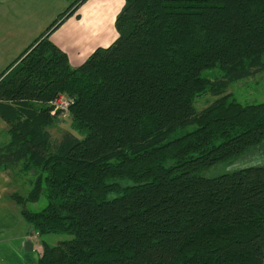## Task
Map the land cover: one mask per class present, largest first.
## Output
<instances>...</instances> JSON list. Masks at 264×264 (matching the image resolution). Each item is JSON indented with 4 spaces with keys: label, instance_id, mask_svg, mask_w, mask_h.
I'll list each match as a JSON object with an SVG mask.
<instances>
[{
    "label": "trees",
    "instance_id": "trees-1",
    "mask_svg": "<svg viewBox=\"0 0 264 264\" xmlns=\"http://www.w3.org/2000/svg\"><path fill=\"white\" fill-rule=\"evenodd\" d=\"M84 1L0 73V169L30 177L9 198L39 239L36 264H264V167L200 174L264 141V103L227 93L264 71V0H124L116 39L72 67L49 36ZM60 94L65 119L51 112Z\"/></svg>",
    "mask_w": 264,
    "mask_h": 264
},
{
    "label": "crops",
    "instance_id": "crops-1",
    "mask_svg": "<svg viewBox=\"0 0 264 264\" xmlns=\"http://www.w3.org/2000/svg\"><path fill=\"white\" fill-rule=\"evenodd\" d=\"M31 1L34 4L45 2L50 7L53 3L56 5L44 20L24 27L21 20L18 21L12 17V6L29 4L30 0H0V73L46 28L45 24L54 19L56 13L65 6L64 0ZM95 3L97 5L105 4L111 10L115 9L116 16L124 4V0H95ZM79 9H81V6L73 16L68 18L49 36V40L66 53L72 67L81 65L97 47H107L116 39L110 40L107 35L100 33L97 19L93 20L97 27L92 25V27L84 29L80 22L81 18H75V15L79 13ZM31 17L32 15H30ZM16 26H21V28L16 29L18 28ZM7 129V122L0 116V146L8 140ZM29 178L18 177L17 181H14L8 173L0 169V243H4L2 241H13L8 247L14 256L12 260L0 259V264H29V256L26 255L27 252L24 250V242L29 240L31 229L22 219L19 206L9 198V195L16 192L18 187L28 184ZM31 252L32 263L36 264L37 259L33 256L35 252L33 250ZM39 254L38 252L37 258Z\"/></svg>",
    "mask_w": 264,
    "mask_h": 264
},
{
    "label": "rangeland",
    "instance_id": "rangeland-1",
    "mask_svg": "<svg viewBox=\"0 0 264 264\" xmlns=\"http://www.w3.org/2000/svg\"><path fill=\"white\" fill-rule=\"evenodd\" d=\"M64 1L65 6L62 7V10L56 13V16L61 13L65 9V7H67V5H69L73 0ZM55 5L56 4L53 3V5L50 7L45 2L34 4L30 0L29 4L25 3L21 5L17 4L12 6V17L16 18L18 21L21 20V22L24 23V27H27V25L29 24L33 25L41 20H44L46 18V15L49 14V12L55 7ZM115 13V9H108L107 5L105 6V4L97 5L95 3V0H85L81 5V9H79V13L75 15V18H81L80 22L84 26V29H87L90 26L92 27V25L93 27H97L98 24L101 31L100 33H103V35H107L110 40H113L114 38H116V36H118L117 30L115 28V19L118 13L116 14V16ZM30 15H32L31 18ZM67 19H65V21ZM94 19H97V24L93 22ZM52 20L47 22V24H45V27H47ZM16 27H18L16 29L21 28V26ZM203 74L209 77H213L215 74H217V72L215 70H207ZM227 93H229L233 99L242 104L264 103V71L256 73L253 76L230 83L227 87ZM214 99L215 97L211 95L195 98L193 102L195 110L200 111L204 109ZM66 124H68V121L57 120V122L51 128H49V132L53 140H56L60 137L61 132L65 128ZM193 128L194 126H190L185 129L179 130L178 132L174 133L171 138L177 137L187 131H191ZM256 165L264 167V141L256 145L250 146L242 154L232 159L218 162L212 166L202 169V171H200V174L205 177L211 178L223 173L232 172L241 168ZM29 188L30 186L28 184H24L22 187H18L17 191L21 195H25L28 192ZM45 205L46 198L42 195L37 202L27 203L26 208L31 211H39ZM42 238L48 244L54 245L60 240L70 239L71 236L69 234H48L43 236ZM29 240H31L33 243V251L35 252L33 256H35V258L37 259V253H41L42 251L39 240L34 235H31L29 237ZM2 242L4 243H0V259H14V256L12 255V252L8 247V245L12 244L13 241H9L10 243L7 241Z\"/></svg>",
    "mask_w": 264,
    "mask_h": 264
},
{
    "label": "built area",
    "instance_id": "built-area-1",
    "mask_svg": "<svg viewBox=\"0 0 264 264\" xmlns=\"http://www.w3.org/2000/svg\"><path fill=\"white\" fill-rule=\"evenodd\" d=\"M72 98L64 94L58 95L52 102V113H57L58 118L65 119L69 117V107L72 103Z\"/></svg>",
    "mask_w": 264,
    "mask_h": 264
},
{
    "label": "water",
    "instance_id": "water-1",
    "mask_svg": "<svg viewBox=\"0 0 264 264\" xmlns=\"http://www.w3.org/2000/svg\"><path fill=\"white\" fill-rule=\"evenodd\" d=\"M24 250L26 252H31L33 250L32 242L30 240L24 242Z\"/></svg>",
    "mask_w": 264,
    "mask_h": 264
}]
</instances>
